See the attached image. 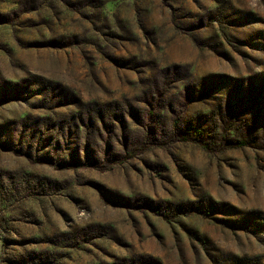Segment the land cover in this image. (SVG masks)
<instances>
[{"label":"rangeland","instance_id":"1","mask_svg":"<svg viewBox=\"0 0 264 264\" xmlns=\"http://www.w3.org/2000/svg\"><path fill=\"white\" fill-rule=\"evenodd\" d=\"M0 264H264V0H0Z\"/></svg>","mask_w":264,"mask_h":264},{"label":"trees","instance_id":"2","mask_svg":"<svg viewBox=\"0 0 264 264\" xmlns=\"http://www.w3.org/2000/svg\"><path fill=\"white\" fill-rule=\"evenodd\" d=\"M238 144H239V146H242V145H245V142L244 141H240Z\"/></svg>","mask_w":264,"mask_h":264}]
</instances>
